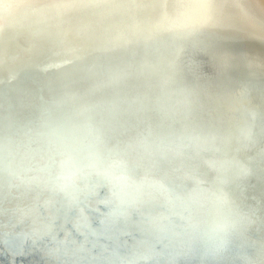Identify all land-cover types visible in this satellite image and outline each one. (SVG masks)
Segmentation results:
<instances>
[{
	"label": "water",
	"instance_id": "obj_1",
	"mask_svg": "<svg viewBox=\"0 0 264 264\" xmlns=\"http://www.w3.org/2000/svg\"><path fill=\"white\" fill-rule=\"evenodd\" d=\"M203 4L0 71V264H264V36Z\"/></svg>",
	"mask_w": 264,
	"mask_h": 264
},
{
	"label": "bare ground",
	"instance_id": "obj_2",
	"mask_svg": "<svg viewBox=\"0 0 264 264\" xmlns=\"http://www.w3.org/2000/svg\"><path fill=\"white\" fill-rule=\"evenodd\" d=\"M169 1L0 0V71L3 72L7 64L23 62V58L29 55L34 62L43 61L44 58L37 54L45 49L56 51L69 44L73 45L93 38L94 33L90 31L76 34L74 31L76 28L71 26V23L65 22L70 17L74 19L73 24H76L82 21L87 22L95 17L97 12L102 14L107 8L117 11L137 8L156 11L164 8ZM172 1L177 8H183L186 5H191L198 10L208 8L206 4H203L207 0ZM233 2L236 6H228L233 14L248 21L254 30L256 28L257 34L264 36V0H233ZM171 22L160 21L156 25H168Z\"/></svg>",
	"mask_w": 264,
	"mask_h": 264
}]
</instances>
